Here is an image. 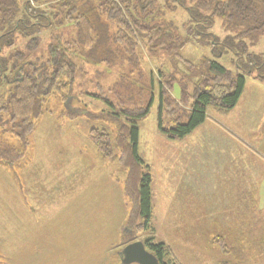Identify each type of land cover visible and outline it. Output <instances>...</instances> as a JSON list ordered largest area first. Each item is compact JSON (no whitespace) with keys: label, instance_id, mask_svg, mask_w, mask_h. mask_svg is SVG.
<instances>
[{"label":"rangeland","instance_id":"374dc122","mask_svg":"<svg viewBox=\"0 0 264 264\" xmlns=\"http://www.w3.org/2000/svg\"><path fill=\"white\" fill-rule=\"evenodd\" d=\"M169 3L167 8L165 0H154V13L158 14L157 21L174 25L180 36L188 37L180 55L190 61L212 58L236 72L231 51L215 58L210 46L196 42L186 33L184 27L193 26L189 21L195 0H183L181 5ZM211 17L212 25L202 33L217 36L221 41L244 29L233 18ZM57 31L64 38L76 34L71 26ZM47 33L41 32L38 48L27 55V60L44 61L48 57ZM244 41L249 52L264 55V32L252 31ZM24 46L25 40L14 35L13 46L3 49L12 58L7 62L8 68L15 60L12 53H26ZM162 56L143 64L144 72L159 66L165 60ZM82 68L85 72L76 74L71 93L63 99L51 96L46 100L22 155L15 157L12 152L11 163L0 164V264H121L119 252L126 242H144L152 235L154 242L164 243L177 264H264V244L253 248L244 241L246 236L251 237L244 228H233L228 222L232 219L229 207L234 201L246 214L249 212L250 219H259L263 212L256 198L241 193L235 198L227 189L225 148L216 147L230 135L220 125L226 116L209 106L206 123L195 133L170 140L157 129L155 91L149 113L137 124L142 160L138 165L129 159L126 147L129 121L113 113L120 108H135L139 99L145 103L146 93L139 87L104 93L94 82L106 87L117 80V73L104 71V65L84 63ZM94 71L102 73L97 75ZM252 77L255 74L246 75V81H252ZM96 95L109 98L115 106H105ZM166 95L179 99L178 84L173 85L171 95L167 91ZM128 97L133 103L127 104ZM190 100L174 101L168 108L170 116L164 115L163 125L171 124L173 116L186 111ZM100 109H105L104 116L92 118ZM210 127L215 131L209 132ZM93 128L101 130L94 132L98 142H110L111 146L99 151L91 138ZM106 130L109 136L105 141L99 134ZM197 139L210 143L203 149L198 145V156L193 147ZM89 166L93 168L88 169ZM147 169L151 176L153 231L143 230L135 213L136 188L141 173ZM9 187L23 191L21 204L13 198L11 203L5 200L2 191ZM104 190L106 195L102 194ZM26 202L34 211L35 218L30 220L21 215ZM6 204L12 207L5 208Z\"/></svg>","mask_w":264,"mask_h":264},{"label":"trees","instance_id":"16d2710c","mask_svg":"<svg viewBox=\"0 0 264 264\" xmlns=\"http://www.w3.org/2000/svg\"><path fill=\"white\" fill-rule=\"evenodd\" d=\"M182 1L165 0V6L169 8V2L181 5ZM154 11V0H0V164H10L9 154L12 152L15 157L22 155L46 100L51 96L63 99L71 93L76 74L82 70L85 72L84 63L104 65V71L117 73V80L106 87L94 82L95 87L104 93L110 91L114 94L119 89L127 92L136 87L146 93L145 103L139 99L135 101V108H120L113 113L129 121L126 147L129 159L138 165L142 160L138 152L137 124L149 113L155 91L158 95L157 129L173 140L184 138L202 124L209 106L220 113L232 109L242 93L246 75L255 74L254 78L264 83V55L249 52L244 41L252 31L264 32V0H195V7L190 10L189 22L193 26L184 27L186 33L196 42L210 46L215 58L231 51L235 55L236 72L212 58L184 59L180 51L188 37L180 36L174 25L157 21L158 14ZM207 11L211 13H201ZM212 15L233 18L244 29L225 36L222 41L217 36L202 33L212 25ZM66 26L74 28V37L64 38L57 31ZM44 30L50 39L48 57L44 61L41 58L27 60V55L38 48ZM14 35L25 40L26 53H12L15 60L8 68L7 62L12 58L11 55L8 58L3 49L13 46ZM159 55L165 60L144 72L143 64L148 65V60ZM95 73L100 75L102 71ZM174 84L179 86V99L171 95ZM166 91L171 96H167ZM94 97L109 108L115 106L105 96ZM189 98L187 110L180 109L183 113L173 116L171 124L163 125L164 115L171 114L168 112L170 105L174 101L186 102ZM126 102L133 103L129 97ZM120 104L123 106L122 101ZM104 110L100 109L92 118H98L97 115L102 118ZM100 131L93 128L91 133ZM94 134L91 138L99 151L111 146L110 142H98V134ZM99 135L106 141L109 132L106 130ZM135 199L138 225L143 230L150 228L153 231L148 169L140 175ZM242 210L238 218L240 222L243 213L246 214ZM153 238V235L148 237L144 244L157 257L159 264H177L164 243L154 242Z\"/></svg>","mask_w":264,"mask_h":264},{"label":"crops","instance_id":"0c3cea01","mask_svg":"<svg viewBox=\"0 0 264 264\" xmlns=\"http://www.w3.org/2000/svg\"><path fill=\"white\" fill-rule=\"evenodd\" d=\"M262 84L264 85L260 80L253 77L252 81H246L245 79L244 88L238 102L232 109L223 113L226 116L224 122H218L230 133V135L228 134L229 138H225V141L218 143H221V145H216L217 148H225V157L227 158L226 182L227 189L231 191L230 194L235 198L241 194L247 197H254L260 206L262 205L259 210L263 213L259 219H255L256 221L250 219L248 212L247 214L243 213L242 222L238 219L241 210L238 202L234 201L231 203L232 206L229 207V210L232 211V219L228 220V222L232 224L233 228H244L251 236H246L244 241L247 244L251 243L250 246L253 245L255 249L257 246L261 247L264 244V203L262 202V199L264 200V103H262L264 101V86ZM205 123L206 121L197 128H200ZM197 128L195 129L198 130ZM195 129L189 135L195 133ZM213 130L215 131L213 127H210L209 132H213ZM207 141L209 140L197 139L195 141L193 147L197 154L196 156H198V145H200L201 149L210 146ZM90 167L93 168L92 166L87 168L89 169ZM98 168L96 169L99 170ZM9 188L2 191L5 200H9L11 203L13 198L15 203L19 200L21 204L24 200L23 193H21L23 191H16L19 190L17 188ZM104 191L102 194L106 195L107 192ZM15 195H17L16 199ZM15 205L20 209L18 204ZM10 207L12 206L10 205ZM10 207H7V204L5 206V208ZM23 209L21 215L23 214L26 219L35 218L32 215L34 212L32 211L33 208L29 203L26 202ZM242 211L245 212V209ZM254 221L258 224V227L254 224ZM28 226L26 225V227Z\"/></svg>","mask_w":264,"mask_h":264},{"label":"water","instance_id":"95a60500","mask_svg":"<svg viewBox=\"0 0 264 264\" xmlns=\"http://www.w3.org/2000/svg\"><path fill=\"white\" fill-rule=\"evenodd\" d=\"M119 258L121 264H159L157 257L140 240L125 244L119 252Z\"/></svg>","mask_w":264,"mask_h":264}]
</instances>
